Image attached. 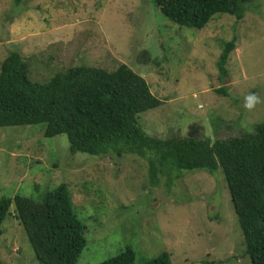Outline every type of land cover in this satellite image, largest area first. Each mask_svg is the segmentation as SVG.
<instances>
[{
	"label": "rangeland",
	"instance_id": "374dc122",
	"mask_svg": "<svg viewBox=\"0 0 264 264\" xmlns=\"http://www.w3.org/2000/svg\"><path fill=\"white\" fill-rule=\"evenodd\" d=\"M234 35L229 74L220 78L217 61ZM12 50L39 81L81 63L128 64L163 100L139 119L150 136L215 141L264 120V0H252L241 20L218 13L201 29L170 21L152 0H0V67ZM252 93L259 103L247 109ZM44 130L0 126V198L39 199L67 183L88 240L76 264H98L127 246L137 264L164 252L172 264H252L222 169L183 170L174 193L164 176L151 184L148 161L134 153L72 154L66 134L46 138ZM3 229L0 264H39L14 203Z\"/></svg>",
	"mask_w": 264,
	"mask_h": 264
},
{
	"label": "trees",
	"instance_id": "16d2710c",
	"mask_svg": "<svg viewBox=\"0 0 264 264\" xmlns=\"http://www.w3.org/2000/svg\"><path fill=\"white\" fill-rule=\"evenodd\" d=\"M152 1L170 21L201 29L218 13L241 20L252 0ZM236 42L234 35L223 44L217 61L220 78L229 74L227 62ZM142 56L147 63L152 57L147 50ZM227 89L217 90L228 95ZM162 104L148 79L126 63L113 70L81 63L39 81L30 77L29 62L12 50L0 67L2 127L45 124L44 137L66 134L72 154L100 158L112 151L134 153L148 161L151 184H160L164 176L167 190L174 193L176 179L186 174L183 170L216 174L222 169L244 235L243 255L248 254L252 264H264V120L252 130L215 141L194 136L163 139L150 136L139 121L142 113ZM170 167L177 173L168 171ZM13 203L39 264L77 263L88 240L67 183L39 199L20 194L0 198V234ZM98 264H137L136 252L127 246ZM144 264L172 262L164 252Z\"/></svg>",
	"mask_w": 264,
	"mask_h": 264
},
{
	"label": "clouds",
	"instance_id": "9594fccd",
	"mask_svg": "<svg viewBox=\"0 0 264 264\" xmlns=\"http://www.w3.org/2000/svg\"><path fill=\"white\" fill-rule=\"evenodd\" d=\"M256 103H259V97L256 96L254 93L249 94L245 97V105L244 107L247 109H251L254 107Z\"/></svg>",
	"mask_w": 264,
	"mask_h": 264
}]
</instances>
